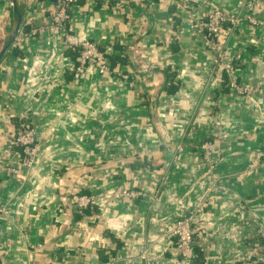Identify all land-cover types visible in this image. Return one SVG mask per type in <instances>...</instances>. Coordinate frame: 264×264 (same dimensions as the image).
<instances>
[{"label": "crops", "instance_id": "crops-1", "mask_svg": "<svg viewBox=\"0 0 264 264\" xmlns=\"http://www.w3.org/2000/svg\"><path fill=\"white\" fill-rule=\"evenodd\" d=\"M180 2L239 10L236 0H78L62 27L53 0H17V37L0 58V261L146 264V248L151 264H176L172 227L192 215L196 264H264V0L254 4L260 23L221 32L236 80L259 84L251 96L212 69ZM15 19L12 0H0V50ZM66 30L126 59L104 73L88 61L75 77ZM24 125L40 148L21 177L7 166L21 158ZM178 142L174 158L167 146ZM133 188L143 193L114 195ZM80 193L95 196L81 216Z\"/></svg>", "mask_w": 264, "mask_h": 264}, {"label": "built area", "instance_id": "built-area-1", "mask_svg": "<svg viewBox=\"0 0 264 264\" xmlns=\"http://www.w3.org/2000/svg\"><path fill=\"white\" fill-rule=\"evenodd\" d=\"M256 0H236L239 8L238 11H227L218 6H210L200 10H194L187 6L184 2L178 3V8L185 13L191 20V24L198 32L201 33L206 47L212 52L214 71L225 72L227 76L228 86L238 94L251 96L259 89L258 83H240L235 77V62L231 52L222 44L221 32L225 25L237 26L244 20L250 23H260L261 20L254 13V4ZM78 0H53L54 16L52 23L64 27L70 19V10L72 5ZM64 44L67 47H75L78 49V60L74 68V76L79 77L84 70L88 61H91L99 73L108 72L111 69V61L108 54L99 47L94 41L87 38H80L76 33L67 31L64 33ZM136 62V56H130ZM147 66V64H144ZM132 72V70H130ZM135 73L128 74L123 69L120 71L121 80L128 85L135 83V78L132 77ZM131 75V76H130ZM40 135L33 126L24 125L15 134V144L20 149L21 158L17 165L7 166L8 171L13 172L18 176H23L25 170L31 168L35 162L40 148ZM203 153V157L213 165L212 154L215 151V144L208 139L202 140L198 144ZM184 148V144L178 142L167 146V150L172 152L174 158L178 156ZM166 175H163V180ZM143 193L139 189L121 190L116 192L115 196H131L135 197ZM94 195L88 193H80L75 198V205L83 211L94 199ZM0 211L8 214V210L4 206H0ZM172 233L176 236L177 246V262L176 264H196L194 261V229L192 224V215L179 216L172 227ZM258 233L262 237L264 246V228L259 227ZM41 242L36 244L40 248ZM146 259V264H151L148 258V249H144L140 255ZM56 258V257H55ZM0 264H5L0 261Z\"/></svg>", "mask_w": 264, "mask_h": 264}, {"label": "water", "instance_id": "water-1", "mask_svg": "<svg viewBox=\"0 0 264 264\" xmlns=\"http://www.w3.org/2000/svg\"><path fill=\"white\" fill-rule=\"evenodd\" d=\"M13 3V11L16 15V19L15 22L11 28V30L8 32V34L6 35L2 48L0 50V58L2 57V55L4 54V52L8 49V47L14 42V40L17 37V33L19 30V26H20V21H21V14L17 5V0H12ZM131 61L133 62V64L137 67V62L131 58Z\"/></svg>", "mask_w": 264, "mask_h": 264}, {"label": "trees", "instance_id": "trees-1", "mask_svg": "<svg viewBox=\"0 0 264 264\" xmlns=\"http://www.w3.org/2000/svg\"><path fill=\"white\" fill-rule=\"evenodd\" d=\"M69 48H72V49L77 50V48H75V47H69ZM108 58L110 59V61H111L112 64H113V63L115 64V63L118 62V61H124V60L126 59V56L124 57V56H120V55H118V54H109V55H108ZM170 72H172V71H170ZM86 208H87V207H86ZM86 208H84L83 211H84ZM81 212H82V211H80V210L77 208L76 213H77L79 216H81Z\"/></svg>", "mask_w": 264, "mask_h": 264}]
</instances>
